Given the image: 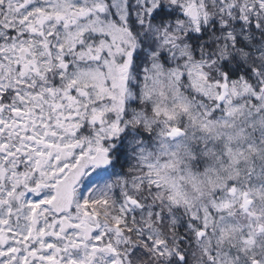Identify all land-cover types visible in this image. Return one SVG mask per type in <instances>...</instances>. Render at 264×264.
<instances>
[{"label": "snow or ice", "instance_id": "snow-or-ice-1", "mask_svg": "<svg viewBox=\"0 0 264 264\" xmlns=\"http://www.w3.org/2000/svg\"><path fill=\"white\" fill-rule=\"evenodd\" d=\"M0 264H264V0H0Z\"/></svg>", "mask_w": 264, "mask_h": 264}]
</instances>
